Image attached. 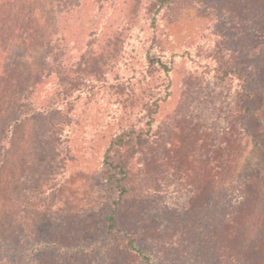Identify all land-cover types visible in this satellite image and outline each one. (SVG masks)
I'll list each match as a JSON object with an SVG mask.
<instances>
[{"label": "rangeland", "instance_id": "374dc122", "mask_svg": "<svg viewBox=\"0 0 264 264\" xmlns=\"http://www.w3.org/2000/svg\"><path fill=\"white\" fill-rule=\"evenodd\" d=\"M154 3L0 0V264H140L103 251V154L154 102L143 151L118 153L122 224L157 264H260L264 0ZM226 69L251 79L248 132Z\"/></svg>", "mask_w": 264, "mask_h": 264}, {"label": "trees", "instance_id": "16d2710c", "mask_svg": "<svg viewBox=\"0 0 264 264\" xmlns=\"http://www.w3.org/2000/svg\"><path fill=\"white\" fill-rule=\"evenodd\" d=\"M156 6V11L170 3V0H153ZM151 66L159 64L166 70L170 68L168 64L157 59L155 56H150ZM155 68V67H153ZM230 73H235L242 80L241 89L238 91L234 100V109L239 118L240 125L248 132V120L253 113V101L256 98L255 92L249 87L251 81L248 73L239 72L237 69H226L221 78L228 76ZM158 102L149 105L147 112V121L140 129L130 128L124 129L117 133L109 141L103 154V176L106 181L109 208L104 216L106 246L103 251L110 250L118 245L122 239L125 248L129 255L139 261L140 264H157L154 255L139 245V236L136 232H132L127 226L122 224L121 213L122 208L126 204L130 195V168L128 162L118 153L123 148L142 152L145 145L149 142L152 135L153 125L156 122L155 115L158 113ZM264 149V144L259 143ZM58 247L62 248V243L57 242ZM85 247V246H84ZM97 248V247H96ZM66 249V248H63ZM85 249V248H84ZM94 247L85 249L83 253L93 251ZM100 251V250H99ZM102 251V249H101ZM260 264H264V254L258 256Z\"/></svg>", "mask_w": 264, "mask_h": 264}]
</instances>
